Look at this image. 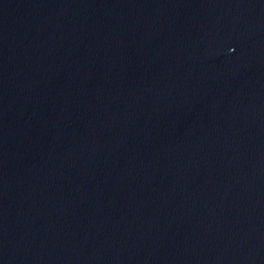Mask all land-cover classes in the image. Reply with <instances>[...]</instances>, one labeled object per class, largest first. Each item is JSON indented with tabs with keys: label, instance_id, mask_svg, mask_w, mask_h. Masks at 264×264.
Returning <instances> with one entry per match:
<instances>
[{
	"label": "water",
	"instance_id": "water-1",
	"mask_svg": "<svg viewBox=\"0 0 264 264\" xmlns=\"http://www.w3.org/2000/svg\"><path fill=\"white\" fill-rule=\"evenodd\" d=\"M0 264H264V0H0Z\"/></svg>",
	"mask_w": 264,
	"mask_h": 264
}]
</instances>
